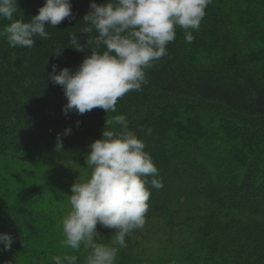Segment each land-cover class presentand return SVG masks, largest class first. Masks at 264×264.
Masks as SVG:
<instances>
[{
    "label": "trees",
    "instance_id": "trees-1",
    "mask_svg": "<svg viewBox=\"0 0 264 264\" xmlns=\"http://www.w3.org/2000/svg\"><path fill=\"white\" fill-rule=\"evenodd\" d=\"M45 2L17 0L15 18L29 22ZM92 2L70 0L74 18L45 22L50 39L36 37L30 50L0 37V234L13 238L10 250L0 244V264H54L51 257L64 253L84 264L83 246H61L62 219L71 185L91 176L88 146L106 119L121 114L163 187L152 188L148 177L145 224L126 237L115 264H264V0H212L191 30L194 40L186 43L177 26L169 54L145 70L141 91L118 99L116 112L65 115L66 97L48 73L53 64L57 74L74 70L90 55L68 47L54 53L70 46L73 32L85 43L78 30ZM8 24L0 18V30ZM58 134L63 147L55 151ZM63 184L64 210L26 215ZM97 230L107 239L101 242H112L114 229Z\"/></svg>",
    "mask_w": 264,
    "mask_h": 264
},
{
    "label": "clouds",
    "instance_id": "clouds-1",
    "mask_svg": "<svg viewBox=\"0 0 264 264\" xmlns=\"http://www.w3.org/2000/svg\"><path fill=\"white\" fill-rule=\"evenodd\" d=\"M211 2L107 0L97 4L93 0L83 16L85 26L78 30L85 43L73 32L69 34L70 46L58 47L54 53L59 57L68 47L77 52L88 49L90 55L74 70L64 67L57 74V65L53 64L48 73V79L59 85L66 97L63 113L83 115L94 108L116 112L118 99L130 91H141L148 82L145 70L169 54L167 45L175 40L177 26L184 30L186 43L194 40L191 30L199 29ZM17 12V0H0V18L9 21L0 30V37H6L10 47L26 46L29 50L35 46L36 37L50 39L45 22L55 27L74 18L70 0H46L27 23L22 17L15 18ZM70 131L66 128L63 135ZM62 147L58 134L55 151ZM145 147L122 114L106 119L101 138L88 146L85 163L92 173L87 180L76 179L70 187L71 210L62 219L61 241L62 247L73 252L83 246L88 251L84 264H115L119 248L127 247L126 237L143 228L151 196L146 187L148 177H153L152 188L163 187L162 179L155 178L158 169ZM98 224L115 230L111 243L101 242L107 239L97 230ZM12 243L10 234H0L3 250H10ZM51 260L54 264H77L78 256L64 253Z\"/></svg>",
    "mask_w": 264,
    "mask_h": 264
},
{
    "label": "rangeland",
    "instance_id": "rangeland-1",
    "mask_svg": "<svg viewBox=\"0 0 264 264\" xmlns=\"http://www.w3.org/2000/svg\"><path fill=\"white\" fill-rule=\"evenodd\" d=\"M60 187H56L54 191L51 194H46L42 198L39 199L38 205L35 211H29L30 216H37L38 213H43L45 210H47V213L45 214L46 217H49L53 212H58L63 208L62 206V199H60V195H63V189L65 188V185H59ZM60 192V193H59ZM60 201V202H59ZM60 207V209H58ZM65 209V207H64ZM62 209V210H64ZM61 212V211H60ZM48 219V218H45ZM44 222V221H43Z\"/></svg>",
    "mask_w": 264,
    "mask_h": 264
}]
</instances>
